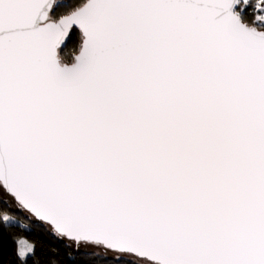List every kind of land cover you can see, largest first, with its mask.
Returning <instances> with one entry per match:
<instances>
[{
	"label": "snow or ice",
	"instance_id": "1",
	"mask_svg": "<svg viewBox=\"0 0 264 264\" xmlns=\"http://www.w3.org/2000/svg\"><path fill=\"white\" fill-rule=\"evenodd\" d=\"M0 264H264V0H0Z\"/></svg>",
	"mask_w": 264,
	"mask_h": 264
},
{
	"label": "trees",
	"instance_id": "2",
	"mask_svg": "<svg viewBox=\"0 0 264 264\" xmlns=\"http://www.w3.org/2000/svg\"><path fill=\"white\" fill-rule=\"evenodd\" d=\"M75 52V40H69L66 44V46L63 48V51L61 53L62 57L65 59H70Z\"/></svg>",
	"mask_w": 264,
	"mask_h": 264
},
{
	"label": "water",
	"instance_id": "3",
	"mask_svg": "<svg viewBox=\"0 0 264 264\" xmlns=\"http://www.w3.org/2000/svg\"><path fill=\"white\" fill-rule=\"evenodd\" d=\"M67 42H68V40L66 39L65 44L61 45V50L66 46Z\"/></svg>",
	"mask_w": 264,
	"mask_h": 264
}]
</instances>
